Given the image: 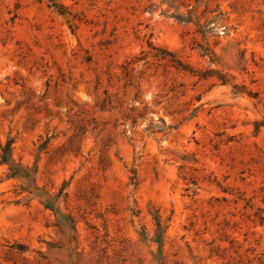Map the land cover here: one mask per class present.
<instances>
[{"label": "rangeland", "instance_id": "1", "mask_svg": "<svg viewBox=\"0 0 264 264\" xmlns=\"http://www.w3.org/2000/svg\"><path fill=\"white\" fill-rule=\"evenodd\" d=\"M0 264H264V0H0Z\"/></svg>", "mask_w": 264, "mask_h": 264}, {"label": "trees", "instance_id": "2", "mask_svg": "<svg viewBox=\"0 0 264 264\" xmlns=\"http://www.w3.org/2000/svg\"><path fill=\"white\" fill-rule=\"evenodd\" d=\"M54 7H57L56 4L53 5ZM174 65L176 66V68L178 70H182V71H188L190 70V66L187 64H184L183 62H181L180 60H177ZM205 77V76H203ZM224 84H228L227 80H222ZM12 145H13V141L9 140L7 142V144L5 145V155L2 157L1 163H5V164H13V160H12Z\"/></svg>", "mask_w": 264, "mask_h": 264}]
</instances>
